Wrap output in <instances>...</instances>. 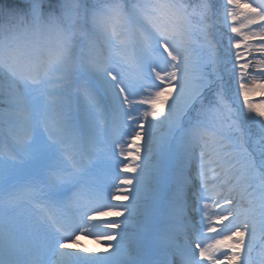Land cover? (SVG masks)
Returning <instances> with one entry per match:
<instances>
[{
  "label": "snow or ice",
  "instance_id": "1",
  "mask_svg": "<svg viewBox=\"0 0 264 264\" xmlns=\"http://www.w3.org/2000/svg\"><path fill=\"white\" fill-rule=\"evenodd\" d=\"M255 93L264 0H0V264H254Z\"/></svg>",
  "mask_w": 264,
  "mask_h": 264
},
{
  "label": "rangeland",
  "instance_id": "2",
  "mask_svg": "<svg viewBox=\"0 0 264 264\" xmlns=\"http://www.w3.org/2000/svg\"><path fill=\"white\" fill-rule=\"evenodd\" d=\"M262 93H255V94H252V95H250V99H254V100H260V99H258L257 97L259 96V95H261ZM262 95H264V94H262ZM262 99H264V98H262ZM5 149H4V146H2V145H0V151H4ZM6 227H9V225L7 224V222L3 219V217L2 216H0V230H2V229H4V228H6ZM21 239H26L24 236H23V234L21 233ZM255 240H256V243L259 245V244H261V243H264V230H262L259 226H258V228H257V231H256V237H255ZM86 245H87V248H88V245H90L88 242L87 243H85ZM92 245V244H91ZM92 246H94L93 247V250H91V252H93V253H95V252H102L103 250H104V248L103 249H101V247H103V245H100L101 247H99V245H92ZM94 248H96V249H94ZM45 250H46V248H44L43 246H41L40 244H39V242H37L36 244H35V253H34V256H30V257H28V258H30V259H35L36 261H37V259H41L42 258V254L45 252ZM2 253H3V248L2 247H0V255H2ZM253 254H257V256H260L259 257V259L260 260H257V259H254L253 261H254V264H260L261 263V261L264 259V254H262L261 253V250L260 249H258V248H256L254 251H253ZM255 256V258H257L256 257V255H254Z\"/></svg>",
  "mask_w": 264,
  "mask_h": 264
},
{
  "label": "bare ground",
  "instance_id": "3",
  "mask_svg": "<svg viewBox=\"0 0 264 264\" xmlns=\"http://www.w3.org/2000/svg\"><path fill=\"white\" fill-rule=\"evenodd\" d=\"M246 2H248V3H253V4H258V1L257 0H246ZM258 99H262V98H264V95H259L258 97H257ZM113 203H117V202H113ZM126 203H128V202H126ZM248 204H247V202H244V203H242L241 204V206H240V211L242 212V213H246L247 211H248ZM110 219H116V218H114V217H111V218H109V220ZM122 219V218H121ZM104 220V219H103ZM86 237H88V239H90L89 238V236H86ZM85 236H81V238H80V240H81V243H79L78 245L77 244H75V243H73V244H71V246H70V248L68 249V251H72V252H81L82 253V249L83 248H87V245L85 244V243H87V241H85L87 238H86ZM90 245H88V249H90V250H93V247L94 246H92V245H99V247H101L100 246V244H102V243H97V242H95L94 240H93V238H91V240L88 242ZM92 244V245H91ZM103 245V247H101V249H105V247H106V244L104 243V244H102ZM94 249H96V248H94ZM104 251V250H103ZM83 254V253H82ZM49 256H50V258L51 259H53L54 257H52L51 256V253H49Z\"/></svg>",
  "mask_w": 264,
  "mask_h": 264
}]
</instances>
